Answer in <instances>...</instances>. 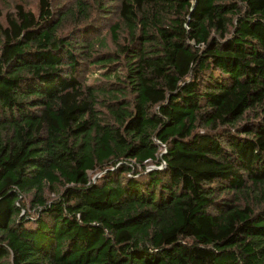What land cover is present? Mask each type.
Here are the masks:
<instances>
[{
    "label": "trees",
    "instance_id": "1",
    "mask_svg": "<svg viewBox=\"0 0 264 264\" xmlns=\"http://www.w3.org/2000/svg\"><path fill=\"white\" fill-rule=\"evenodd\" d=\"M0 264H264V0L0 7Z\"/></svg>",
    "mask_w": 264,
    "mask_h": 264
},
{
    "label": "rangeland",
    "instance_id": "2",
    "mask_svg": "<svg viewBox=\"0 0 264 264\" xmlns=\"http://www.w3.org/2000/svg\"><path fill=\"white\" fill-rule=\"evenodd\" d=\"M16 1L23 2L27 7H30L32 9H36L37 0H0V7L3 10H6L9 5H13L14 2H16ZM104 2H106V0H104ZM101 32L102 33H106L107 32V28L105 26H102ZM106 35H108V34H106ZM92 74L94 75V73H92V72L88 73L89 80L92 79V77H93ZM98 174H99V172L98 173H94L93 176H96Z\"/></svg>",
    "mask_w": 264,
    "mask_h": 264
}]
</instances>
